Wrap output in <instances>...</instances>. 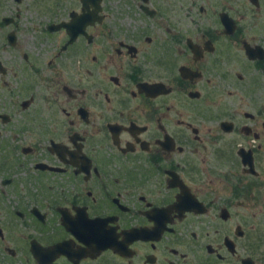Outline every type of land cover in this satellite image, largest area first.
Here are the masks:
<instances>
[{
  "label": "flooded vegetation",
  "instance_id": "1",
  "mask_svg": "<svg viewBox=\"0 0 264 264\" xmlns=\"http://www.w3.org/2000/svg\"><path fill=\"white\" fill-rule=\"evenodd\" d=\"M0 264H264V0H0Z\"/></svg>",
  "mask_w": 264,
  "mask_h": 264
},
{
  "label": "rangeland",
  "instance_id": "2",
  "mask_svg": "<svg viewBox=\"0 0 264 264\" xmlns=\"http://www.w3.org/2000/svg\"><path fill=\"white\" fill-rule=\"evenodd\" d=\"M7 141H9V139H8V138H5L4 143H6ZM1 217H2L3 219H4V218H6V219L9 218V217L6 216L5 213H3Z\"/></svg>",
  "mask_w": 264,
  "mask_h": 264
}]
</instances>
